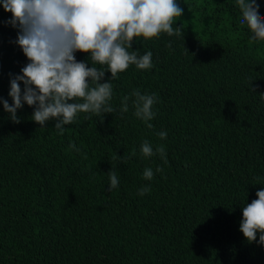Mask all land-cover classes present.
<instances>
[{"label":"trees","instance_id":"trees-1","mask_svg":"<svg viewBox=\"0 0 264 264\" xmlns=\"http://www.w3.org/2000/svg\"><path fill=\"white\" fill-rule=\"evenodd\" d=\"M180 1L205 26L174 19L183 37H134L129 51H151L154 66L130 65L112 81L116 111L102 122L80 113L59 134L54 120L34 122L27 104L20 123L0 105V264H264V246L239 230L241 209L264 187V40L239 23L236 0ZM10 16L0 7V21ZM16 34L0 24V96L9 104V74L27 63ZM136 89L159 97L152 128L134 114ZM144 140L164 145L167 163L143 157ZM111 171L119 186L108 191Z\"/></svg>","mask_w":264,"mask_h":264},{"label":"clouds","instance_id":"clouds-1","mask_svg":"<svg viewBox=\"0 0 264 264\" xmlns=\"http://www.w3.org/2000/svg\"><path fill=\"white\" fill-rule=\"evenodd\" d=\"M236 3L241 12L239 23L247 25L251 39L264 40V16L259 12L257 0H236ZM0 7L11 13L0 24L17 29L13 43L27 59L19 74H9L11 104L0 96V105L13 123H20L17 110L27 104L33 108L34 122L46 127L48 121L54 120L59 134L80 113L102 122L104 114L116 111L111 104L112 81L130 65L145 71L154 66L151 51L143 55L129 51L137 43L134 37L158 38L161 33L183 37V27H176L173 22L184 12L176 0H0ZM77 52L87 54L91 63L88 59L77 60ZM106 72L110 73L107 79ZM131 98L135 116L152 128L150 121L156 115L154 105L159 97L136 89ZM129 99V96L122 98L121 113L128 112ZM157 135L165 139L167 133L160 131ZM70 148L79 151L75 144ZM140 152L146 158L158 154L167 163L164 145L154 149L144 140ZM131 155H136L135 150ZM155 172L162 173L163 168L157 167ZM143 177L151 181L152 168H145ZM109 181L108 191L119 186L116 172H109ZM150 191L151 187L146 185L138 190V195ZM255 195L257 198L241 209L239 230L248 243L264 246V187Z\"/></svg>","mask_w":264,"mask_h":264},{"label":"rangeland","instance_id":"rangeland-1","mask_svg":"<svg viewBox=\"0 0 264 264\" xmlns=\"http://www.w3.org/2000/svg\"><path fill=\"white\" fill-rule=\"evenodd\" d=\"M176 2L180 7L184 9V12L181 18H174V19L186 23L193 30L196 29L202 30L206 24V19L201 18L197 10L188 8L184 3H182V1L176 0Z\"/></svg>","mask_w":264,"mask_h":264}]
</instances>
